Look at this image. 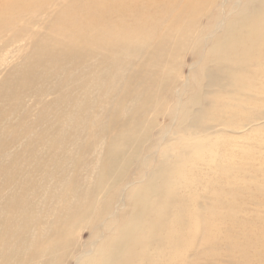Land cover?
Listing matches in <instances>:
<instances>
[{"label":"bare ground","instance_id":"6f19581e","mask_svg":"<svg viewBox=\"0 0 264 264\" xmlns=\"http://www.w3.org/2000/svg\"><path fill=\"white\" fill-rule=\"evenodd\" d=\"M204 16L215 19L207 35ZM184 54L194 57L191 66L209 59L218 66L201 68L206 90L193 111L181 99L191 87L178 72ZM261 76L264 0H0V264H59L75 247L74 264H85L100 244V264H161L193 231L208 244L201 255L216 261L222 248L199 214L233 217L223 238L233 245L240 215L220 195L199 196L195 177L209 183L208 169L221 176L215 187L238 189L229 179L254 156L229 154L209 130L246 122L242 130L257 131ZM163 94L182 107L169 119L177 114L180 128L154 148L149 131L160 119L167 127L170 116ZM146 147L158 164L125 194L126 174ZM113 188V209L96 225ZM82 229L90 238L77 245ZM229 250L243 263L262 255L249 243Z\"/></svg>","mask_w":264,"mask_h":264},{"label":"rangeland","instance_id":"374dc122","mask_svg":"<svg viewBox=\"0 0 264 264\" xmlns=\"http://www.w3.org/2000/svg\"><path fill=\"white\" fill-rule=\"evenodd\" d=\"M246 1V0H244ZM248 1V0H247ZM215 23V19L213 17H203L201 20V27L204 29L203 35H207V32L210 31ZM24 53L20 55V58L17 56L16 58L21 59L22 56H24L26 53H28L29 48H26ZM194 57H191L189 54H184L181 56L179 61V74L185 78L189 77L191 78L189 81V85L191 87H188L186 92L182 94L181 99L182 103H189L188 109L190 111H193L195 109V102L194 99H198L197 102H200L201 99V93L202 90L205 91L206 88L204 87L206 84V79L203 74V69L213 71L218 69V66H215V64L211 63L210 60H204L200 63L199 66L191 64L194 62ZM237 64V63H235ZM191 67V68H190ZM203 68V69H201ZM4 70V71H3ZM2 71V75L7 72V68H4ZM189 74V76H188ZM254 87L258 89L264 88V76H261L260 79L256 80L254 82ZM169 95V94H168ZM166 94H163L162 96L164 98H167L168 102V115L170 116L165 119V122H167L168 126L163 127L162 120H159V127L153 126L149 131V136L154 148H161L163 146H166L165 144L170 143L171 139L174 138V133L178 132L180 126V117L176 114V116L173 118V120H169L171 117V111L178 107L176 97L168 96ZM264 99V98H262ZM183 105V104H182ZM262 105V104H261ZM181 106H179L177 109L181 110ZM177 110V111H178ZM164 122V120H163ZM246 123V122H245ZM243 123H238L233 128L230 129H222L220 126H214L215 128L209 130L211 135H215L216 133H219L217 138H220L218 142H223L225 148H227L228 153L231 152H240V151H249V154H252L254 157L250 159V162L248 161H240L238 162L242 169H244L243 172L240 173H234L231 175L230 181H233L236 183L238 189L233 188L231 191H229L228 188L226 189H218L215 187L211 182H215L216 177H221L218 173H215L214 175L208 170L205 171V174H211L212 179L209 181V183H205V179L202 176H196L195 178L197 180H201L202 184H199L194 191L199 194V196L205 194L210 195L212 198H215V196H221V199L223 201H231L233 203V208L236 209V212L239 211V222L241 223V226H231V237L234 239L237 245H233V242H229L228 239H223L226 237L225 235V224H230L232 221L230 218H225L224 221L217 219V216L215 213H210L203 211L199 214L200 216V223L206 222L208 226L215 229L216 237L219 246L222 248L220 256L216 257V261H211L209 256H202L201 253L206 252L208 244L203 243L200 240L199 234L191 233L193 234V237H191L190 240L185 241V246L183 247L182 251L178 254H175L174 256L170 257L168 256L165 260L162 261L161 264H241L239 262H244L242 260V255L235 252H229V248L238 247L240 244L249 243L251 247L256 250L260 251L262 255L260 256V261H254V262H246L243 264H264V119L257 120V123L259 124L255 129L257 130L254 132L253 130H247L248 127H245L244 130L242 128L244 125ZM177 129V130H176ZM230 130V131H229ZM239 131H242V133H237ZM245 133H244V132ZM232 132V133H231ZM231 133V135H230ZM250 133V134H249ZM245 134H247L245 136ZM163 136L165 137L163 140ZM213 137V136H212ZM229 137V138H228ZM231 138V139H230ZM228 141V142H226ZM148 146V145H146ZM236 147V149H235ZM142 154V159L135 160L132 167L128 170L125 182H131L130 188L125 191V194L128 193V191L144 184L145 182V173L152 171L158 164L157 161V153L151 151L149 152L147 147L144 148ZM144 159V161H142ZM238 160H240V157H237L236 160L233 161H225V164L232 165L233 163H236ZM137 163V164H136ZM145 164V165H142ZM128 175V176H127ZM133 179V180H132ZM136 179V180H135ZM214 179V180H213ZM225 183L228 184V180L225 178H222ZM259 182L263 186V190H257L254 187V182ZM135 182V183H134ZM134 183V184H133ZM252 184V185H251ZM118 188H113L112 190H109L106 194L105 198L102 200V202L99 204L95 218L93 220L94 224H98L101 219L107 218L110 211L113 209V196L117 194ZM231 192V193H227ZM217 193V195H216ZM233 193V194H232ZM222 194V195H221ZM235 194V195H234ZM209 196V197H210ZM203 200L198 198L197 202L192 205L190 209H194L197 204L202 203ZM238 214V212H237ZM225 223V224H224ZM199 224V223H198ZM105 238L112 237V232H108L106 229L102 231ZM190 235V234H189ZM109 236V237H107ZM77 245L78 244H86L89 241L90 233L87 229H82L78 235H77ZM194 239V240H193ZM104 240V239H103ZM114 241V239H113ZM194 243H193V242ZM102 242V241H101ZM188 242V243H187ZM190 243V244H189ZM101 245V244H100ZM97 247L96 251L92 254V256L89 259H87L85 264H100L103 260L102 255H99L97 252H99V247ZM226 248V249H224ZM80 249V248H79ZM234 251L236 249H233ZM76 247L71 251L70 250V256L69 258H64L60 261L59 264H74V261L72 260V255L76 254ZM98 254V255H97ZM197 254V256L194 257V255ZM207 259V260H206ZM206 260V261H205Z\"/></svg>","mask_w":264,"mask_h":264}]
</instances>
